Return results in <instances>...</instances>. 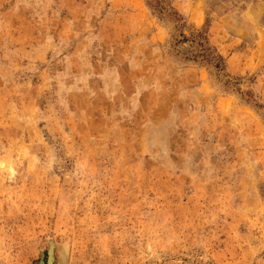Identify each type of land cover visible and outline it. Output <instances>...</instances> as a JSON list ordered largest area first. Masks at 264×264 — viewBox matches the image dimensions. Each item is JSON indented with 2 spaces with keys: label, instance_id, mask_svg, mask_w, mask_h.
<instances>
[{
  "label": "rangeland",
  "instance_id": "obj_1",
  "mask_svg": "<svg viewBox=\"0 0 264 264\" xmlns=\"http://www.w3.org/2000/svg\"><path fill=\"white\" fill-rule=\"evenodd\" d=\"M50 243L264 264V0H0V264Z\"/></svg>",
  "mask_w": 264,
  "mask_h": 264
},
{
  "label": "trees",
  "instance_id": "obj_2",
  "mask_svg": "<svg viewBox=\"0 0 264 264\" xmlns=\"http://www.w3.org/2000/svg\"><path fill=\"white\" fill-rule=\"evenodd\" d=\"M201 36V33L198 35V37ZM198 46L200 48V54L199 56L202 57V59L208 61V62H215V65L218 67L220 62L222 61V58L219 54L213 53L210 48L206 45V43L202 41H197Z\"/></svg>",
  "mask_w": 264,
  "mask_h": 264
},
{
  "label": "water",
  "instance_id": "obj_3",
  "mask_svg": "<svg viewBox=\"0 0 264 264\" xmlns=\"http://www.w3.org/2000/svg\"><path fill=\"white\" fill-rule=\"evenodd\" d=\"M52 246H53V244L50 243V246H49V249H48V260H47L48 264H52Z\"/></svg>",
  "mask_w": 264,
  "mask_h": 264
}]
</instances>
